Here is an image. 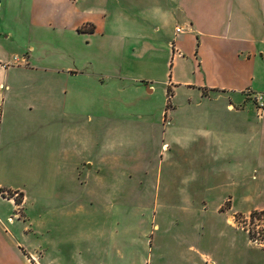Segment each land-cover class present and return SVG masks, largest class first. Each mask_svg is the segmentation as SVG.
<instances>
[{
	"label": "rangeland",
	"instance_id": "obj_1",
	"mask_svg": "<svg viewBox=\"0 0 264 264\" xmlns=\"http://www.w3.org/2000/svg\"><path fill=\"white\" fill-rule=\"evenodd\" d=\"M63 1L54 8L77 16L106 11L105 34L80 28L73 50L59 43L52 52L74 63L56 80L27 78L1 114L0 264H71L77 252L102 264H201L194 252L202 264H264V212L246 209L264 201V184L245 163L240 120L223 101L166 94L174 23L152 15L155 0ZM50 3L0 0L5 46L33 44L31 13Z\"/></svg>",
	"mask_w": 264,
	"mask_h": 264
},
{
	"label": "crops",
	"instance_id": "obj_2",
	"mask_svg": "<svg viewBox=\"0 0 264 264\" xmlns=\"http://www.w3.org/2000/svg\"><path fill=\"white\" fill-rule=\"evenodd\" d=\"M51 1L50 9L31 13L34 41L33 44H26L28 48L20 54L6 47L10 34L6 31L2 36L0 34V120L1 114L7 110L5 106L9 109L15 107L14 100H10L20 93L18 88L23 81L56 80L67 62L74 63L72 53L63 51L55 54L52 52L55 47L63 45L73 50L70 46L74 40V43L78 42L80 28L83 30L81 33L88 34V37L105 34L99 24L101 19L106 18V11L89 10L85 11V15L77 16L71 11L54 8L57 6L54 3L63 0ZM156 1L152 4V15L162 19L167 17L174 23L172 35L166 40L169 61L173 62L171 76L164 84L166 91H170L169 97L171 100L174 98V89H182L187 93L184 95L187 104L193 102V95L200 101H223V111L234 115L236 121L240 120L241 135L245 131V163L252 162V171L258 173L257 177H253L264 184V108H258L250 99L252 94L264 93V0H171L167 8L158 7ZM92 6L100 7L102 1L95 0ZM166 12L169 16H165ZM148 19L152 23L151 30L159 32L162 25L156 19ZM177 27H181V32H175ZM65 42L67 45L64 46ZM147 44L144 45L141 39L136 41V45L144 49ZM15 56H25L26 63L12 65ZM56 65L62 68H52ZM144 81L141 80V83L145 84L148 93H152V86ZM24 94L28 98L43 97L35 90H25ZM52 95L53 91L49 90L44 97ZM185 108L192 110L188 105ZM221 139L216 140L217 146L223 145L224 140ZM253 204L246 209L264 211L262 199L258 198ZM194 254L202 264L201 253ZM90 255L94 253L77 252L72 255L71 264H102L91 260L97 257ZM87 257L91 263L85 260ZM193 260L196 264L197 258ZM27 261L39 264L31 263V258Z\"/></svg>",
	"mask_w": 264,
	"mask_h": 264
},
{
	"label": "built area",
	"instance_id": "obj_3",
	"mask_svg": "<svg viewBox=\"0 0 264 264\" xmlns=\"http://www.w3.org/2000/svg\"><path fill=\"white\" fill-rule=\"evenodd\" d=\"M175 32L176 33L181 32V27L175 28ZM25 63H26V57L24 56H19V57L15 56L11 62L12 65L25 64ZM251 96L250 99L255 103V105H257L258 108H264V93L252 94ZM166 123L168 124V121Z\"/></svg>",
	"mask_w": 264,
	"mask_h": 264
},
{
	"label": "trees",
	"instance_id": "obj_4",
	"mask_svg": "<svg viewBox=\"0 0 264 264\" xmlns=\"http://www.w3.org/2000/svg\"><path fill=\"white\" fill-rule=\"evenodd\" d=\"M169 93H170V91H169V89H168V90L166 91V94L170 96ZM261 212H264V211H261ZM254 214H255V213H254Z\"/></svg>",
	"mask_w": 264,
	"mask_h": 264
}]
</instances>
